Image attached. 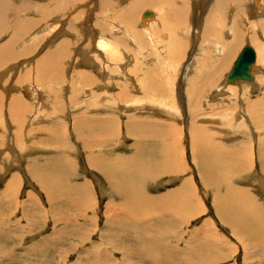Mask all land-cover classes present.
Masks as SVG:
<instances>
[{"label":"rangeland","instance_id":"1","mask_svg":"<svg viewBox=\"0 0 264 264\" xmlns=\"http://www.w3.org/2000/svg\"><path fill=\"white\" fill-rule=\"evenodd\" d=\"M29 1L33 2V0ZM78 1L79 2L76 4L75 8L70 10L65 17H62L64 20L61 19V22H65L67 16L71 15L70 17L73 23L78 24L77 20H80L82 25L84 21L86 22L85 18L87 17L85 16L84 12L90 9L91 13L89 17L90 22L92 21L90 25V31H100L102 33H106L104 25H107L106 27H108V33L111 28L113 35H118L117 43H114L115 47L112 46V48H110V53L113 51L112 53L114 55H112V53L110 55H112V58L114 57L113 70L117 77V82L115 83L113 81V87L116 89L113 94L116 93L115 97H117L115 99L119 98V100H114L109 104H103L105 105L103 106L102 103L100 104L99 102L94 101L93 97H89V95H81L80 83H78L77 80L78 75H74L72 77V81H74V90L68 93V97L70 99H67V96L65 94H61L60 89L56 85L52 84L53 80L51 81L47 78H42V80L39 79V83H37L38 79L35 73L33 74L31 71L32 74H30V71L28 70V65H32V62H26V65L24 64L22 66L21 69L25 71L23 73H21V71L19 76L25 81L23 83L18 82V85L15 84L16 86L11 90V92L14 91L17 94H20V96L29 106L27 110L29 113L24 117L23 128L21 130L22 135H19L18 137L15 136V144L12 141L13 138L11 139V142L14 144V146H16L14 151L9 147L8 140L6 139V125H0L2 126L0 127V149H3V151L0 152V264H69L74 260L76 261L78 251L80 253H85L86 247L90 246L91 244L94 246L97 241L103 240V238L100 236L101 234H103L102 237H104V240H106L108 237L107 234L112 233L113 229L114 231L118 232L125 231L126 225L122 223L124 221L119 222L120 224H118L117 227L115 226V228H113L112 223H110L111 220H113V222L115 221V218L112 219V217H115V215L118 214L121 215L122 213L123 207L116 205L121 199H119L116 195L110 196L106 177L101 171L90 165L89 153L94 152V154H100V158L105 157L107 159L104 160L106 164L108 161L111 162L113 159H118L119 156L131 155L133 153V143L139 140V138H135V133H144L145 123L148 127V122L154 124L151 125L152 128L155 126V129H153L154 133L162 134V138H165L163 140V144H169L171 146L173 153H175L174 160L179 164V170L173 175L168 173L162 174L154 179H147V181L144 182V184H142L140 187L141 190H146L151 194L159 192L162 193L168 188L172 189L175 186L181 184L184 179L190 178L192 180L193 187L191 204L194 203L192 206L195 208L191 217L182 216L181 214H174L173 216H170L171 207L168 204H166V213L162 212L164 204L150 205L151 215L143 216L142 218H139L137 215L130 217V222L133 224L132 227L138 230L140 234L151 233L148 235H152L151 237L156 235L155 237H158L161 236L157 233V229L159 228L158 226L161 227L164 225L159 223L158 218L160 219L161 216H165L170 220L172 219V227L168 228L166 231L167 233L165 232L164 235L170 234V239L174 240L179 245V247L183 249L186 248L185 239L189 240L193 237V240L196 242L193 251L181 253L179 255L180 259L186 255L190 261L198 263L203 255L208 254L213 255L214 257L207 264H219L220 261L221 264H264V251L261 250L262 248L260 247L264 235L260 243L256 246L255 242L252 241L253 239L247 237L243 231L242 223L246 225L245 220L247 216L240 212H237L235 216L232 214V211L226 213L224 211L223 205L222 210H218L219 207L217 203L212 202L213 189L207 187L204 184L206 181V173L202 167H200L201 158L194 145V142H196L197 138L193 137V132L191 133V131H189L188 133L186 128V126L188 127L187 123H189V120L190 126L198 125V128L202 129L201 138L207 137L205 140H208L210 146L213 148L222 151H231L234 154L237 163L242 162V157L244 156L243 154L241 158H238L237 154H242L247 151L245 154L248 156L247 161L248 163L251 162L254 164L253 168L250 170L248 169L249 172L248 170L244 172L239 171V177L238 175H235L237 178L234 177L230 183L240 190L244 189V191H246L249 196L254 198L256 203L264 205V187L261 185V181L264 179V173L260 170L259 160L257 159L256 152L252 150V143L256 134L254 133L251 124L244 126V124L240 122L238 123L237 118L240 116L239 113H237L238 117L237 115H232V108H235L236 102H238V100L234 99V97H227L224 94L216 96L215 92L217 83L221 82L231 69L232 63H234L237 53L241 50L240 48L247 44L252 48H257L258 51L261 50L260 56L257 58L258 62L256 61L252 72L254 78L255 75L256 77L259 76L255 78V80H257L258 83H263L261 78L264 77V29L260 30L257 27L252 26V23L255 22L254 19L257 20V18H260L258 14V10L260 8L259 6L264 5V3H261V0L242 1V6L237 11L235 16L236 26L238 31L247 37L242 38L241 35L240 42L238 43L231 59L228 61V63L224 62L225 64L221 66L216 76L210 78L209 82L207 83L208 86L206 85V87L200 88L198 87V83H196V85H194L196 93L197 87L198 90H201L199 93H197V96L194 97L196 93H194V95L191 93V96H189V93L186 92V95H184L183 98V96H181V92H183L187 87L188 76L183 82L185 71L182 68L183 70H179L180 72L177 73L178 65L182 61L184 64H187L191 60L190 56L195 55L197 58L202 57V60H207L205 64L200 66L203 71H206L207 66L211 64L212 61L217 60L218 54L215 53L219 40L217 34L218 32H222L223 37V32L226 28V25L229 27L231 25L230 19L231 17H234L232 14L234 9L231 4L225 5L223 7L224 9L221 10L223 13L220 12L221 14H216L214 9L211 8V12H214L211 18L212 24L209 26V28L205 26L208 28L205 33L204 23L198 24L197 20H199L198 17L200 18L201 16L200 13L204 5L213 7V1L207 0V2L206 0H178V4H180V2L187 4L186 11L188 10L189 15H187L188 19L184 24L179 26L180 23H177L175 25V27H178L176 29V34L179 35L185 43V51L182 52L178 58L176 53H167L168 49L165 51L162 45L169 37V30L167 28H150V33H153L154 36L153 45L150 43L147 45L149 47L144 46L145 48L141 46V42L146 40V38H144L145 36H142V38L140 37V40L132 35L131 32L134 29L137 15L139 17L140 13L142 14L145 10H153L154 8H152V6L146 5L136 12H131V18L134 23L133 25L129 26L120 19L121 16L120 18L117 16V9L128 4V8L130 7L129 10L133 11L134 8L132 1L134 0L131 2L130 0H117L116 2L115 0H110L111 6L105 11L97 9L99 0ZM74 3L75 1L70 2L69 7L64 11H67L69 8H71ZM157 4H159V2H157ZM162 7L163 12L167 9H171V11L175 13L174 9L169 4H163ZM106 13H108L109 16L105 15ZM255 14L257 15L255 16ZM18 17L19 19H27L29 26V30L23 33L22 37H26L30 35L33 30L41 28V19H39L36 14H33V12H24L19 14ZM50 17L44 21V25L48 24ZM146 17L147 18H143V20L152 18L148 17V15H146ZM113 18H115V20ZM193 19L195 21L192 22ZM108 20L114 22L105 23V21ZM116 21L119 24L120 22L123 23L125 28L119 29ZM193 24L195 28L193 27ZM193 28L196 30V32L198 31L197 39L194 38L195 35L192 37V34L195 32ZM139 29L140 27L137 25L135 28L136 32ZM48 32H45V35H47ZM200 32H203L205 35H202ZM78 34H80V32H78ZM140 34H143L141 30ZM126 35H129L130 37H126ZM88 37L89 33L85 35V38L82 37L84 38V43L87 42ZM128 38L133 39L134 43L136 44L134 45L135 47L137 46V43H139L141 49H133ZM78 44L80 45V43ZM126 45L129 50L125 47ZM91 46L92 45H85L86 50L91 48ZM194 46L195 48H201L200 51H197L198 54L193 52ZM260 46L262 48H260ZM124 49L132 52V55L129 53V65L126 64L120 67L117 65L120 63V61H122L121 59L126 53H124ZM187 49L188 51L185 55ZM159 51H161L162 54H160ZM143 54L145 55V58L147 56L146 59L144 58ZM188 54L190 56H188ZM96 56L99 58V60H101V54H96ZM186 60L188 61L186 62ZM139 62L142 64V66H140L141 64L138 66ZM102 63H105V61ZM13 64L7 66L6 69L0 70V89L2 90V95L6 98V100L8 98L9 92L5 91L2 85H10L12 83L11 81H14V78L10 76H13V73L15 74L17 71L15 70V66H12ZM129 66L133 68V70L130 72H134L132 73V76L134 77L132 79L133 82L135 80L134 83H140L139 85L141 88L144 86L142 85L144 81L143 76H146L147 74L150 75L149 68H153L152 73L156 74L158 77V86H160L159 91L169 94V96H166V98H158V101L162 102L158 104H161V106L165 105L170 108L156 110V108H150L152 106L141 108L139 106H131L130 104L129 106L123 107L126 101L124 99L121 100L120 96L123 94L124 85H126V88L132 92V80L130 78L123 79L124 76L118 75V73H129V69H131ZM141 67L143 70H141ZM75 69L76 72L79 70L78 68ZM134 69L137 71L135 72ZM27 70L28 73H25ZM192 70L193 66H191V70L188 75L193 72ZM197 70L198 66L194 73H196ZM140 75L142 78H140ZM244 80L250 81L246 79H238V81H235L236 83L233 85V88H235L234 90H241V85L243 86L242 83ZM163 81H166V83L164 84ZM40 82L42 85H39ZM170 82L171 85H168ZM149 83L150 81L148 84ZM29 84L38 86L42 89V93L45 94L44 102L46 101V105L39 104L37 93L32 91L30 92L25 89V87ZM138 84H136V91L139 93L140 90ZM151 87H154V85H151ZM246 88L247 87H245V89ZM179 89L181 90L179 92L180 95L175 97L174 94ZM153 94L157 96L160 95L154 91L153 93H150L151 101L156 102V98H154ZM72 95L74 96V100L71 98ZM178 98L179 100L177 101ZM252 98L253 97L251 95H247L245 100L251 105V108L255 109L253 114L248 116L245 113H241V110L240 113L248 118V122L250 119L251 122L254 123L253 116L257 110L255 106H252ZM189 99H193V101H190ZM130 101L128 102L130 103ZM93 102L95 104H93ZM169 102L170 104H168ZM155 104L156 103H154V105ZM6 106L7 103L4 102L2 109L0 107L1 117L4 114ZM226 106L231 107V109H226ZM30 107L32 110H29ZM173 109H175V111ZM30 111L31 115L29 117ZM33 113L35 114L34 116H32ZM218 113L220 118H218ZM224 113H226L227 117V119H225L226 122H224ZM189 116L192 118L190 119ZM1 120L2 118H0V121ZM134 120L138 121L136 122ZM95 126V130H98V132L94 133L91 127ZM130 129H134L135 132L131 133ZM148 129L150 130V126ZM168 129L170 130V133L167 131ZM171 130L173 134L171 133ZM163 132L166 134H163ZM23 134L25 135L24 137L26 139L23 137ZM143 139H148V136L144 135ZM143 139L141 138L140 142H143ZM147 142L150 143V140H147ZM23 147L27 148V150L24 151L23 154L21 153L22 155H19L17 152L21 151L20 149ZM198 149L201 150L200 148ZM18 155L20 156V159ZM241 168H243V165ZM36 170H39V174L36 173ZM13 172L15 173L14 177L16 178L15 183L17 186L15 185L10 192L4 194L5 185L12 177ZM43 172H48V174L52 172H60V174H54L55 179L57 180L56 182L58 186L60 185V187H64L63 192L68 194L66 196L58 194L55 199H52L50 190L51 188L56 187L50 182L46 181L45 178L48 175L43 178L40 177V173ZM35 173L36 178H33L31 175H35ZM37 180L40 182L42 180L43 188L39 187ZM82 185H84V188H86L88 195H91L90 201H82V199L78 198L79 196L75 190L80 188ZM47 192H49L48 195H46ZM68 202L71 203L72 208L66 206V203ZM79 203L84 206L80 207ZM225 203L226 202L223 204ZM107 208L110 210V213L112 212L110 215L111 217L109 216V219H111L110 221H106L108 218L105 214ZM222 211L226 214H223ZM62 219L65 220V222H63ZM78 228L84 229L86 232L90 231L92 234L91 238L79 241L76 237L67 235V233L70 232L75 234ZM152 229L155 230L153 231ZM64 233L66 236H62ZM50 235L51 239L55 240V243L52 244L53 248H42L40 241H42L44 238H49ZM135 235L136 234L132 233L131 231L129 235H126L125 233V239L129 240V245L131 241L132 243L136 241L134 240ZM51 239H49V241ZM207 243L210 244L205 246ZM104 245L105 244H102L101 248H103ZM221 245L224 249H220V251L226 254L223 260H219L217 258V251ZM69 246L74 248L71 249ZM110 246H112V244H110ZM117 253L118 252L116 251L110 252V254L115 255L116 259H118V261L116 260L114 264H126V262L122 263L124 260L122 255L123 253ZM68 254H70L69 257ZM83 255L81 254L80 256L83 257ZM131 259L132 262L130 264H134L135 260H133V257H131ZM78 261L80 260L78 259ZM76 263L79 264L77 261ZM140 263L142 262H138L137 264ZM144 264H152V262H145Z\"/></svg>","mask_w":264,"mask_h":264},{"label":"bare ground","instance_id":"2","mask_svg":"<svg viewBox=\"0 0 264 264\" xmlns=\"http://www.w3.org/2000/svg\"><path fill=\"white\" fill-rule=\"evenodd\" d=\"M72 1H75V3L67 11H64L66 8L69 7L70 2H72ZM116 1L117 0H115V2ZM131 1L132 0H130V2ZM212 1L214 4L213 7L212 6L208 7L207 5L206 6L204 5V7L200 13L201 16H200V18L198 17L199 20H197L198 24L204 23V27L206 26L209 28V26L212 24L211 18H212L213 13H214V12H211V10H212L211 8L214 9L216 14H221V13H223V12H221V10L224 9L223 7L227 4H231L233 6L234 12L232 14L234 17H231V19H230V21H231L230 27L226 25V28L224 29V32H223V37H222V32H220V33L218 32L217 37L219 40H218V44L216 46L217 49L215 51V53L218 54L217 60L212 61V63L209 62L211 64H209L207 66L206 71H203L200 66L205 64V62L207 60H204V59L202 60L201 59L202 57L197 58V57H195V55L190 56L188 54V56H190L191 60L189 59L190 61L187 64H184V62L182 61L178 65L177 73L180 72L179 70L182 71L184 69V71H185V77L183 78V82L186 80V77L188 76L187 87L185 88V90L183 92H181V96H183V98H184V95H186V92L189 93L188 94L189 96H191V93H192V95H194V93H196L195 87H194V85H196V83H198V87H200V88L206 87L210 78L216 76V74L219 72L221 66L224 65L225 63H228V61L231 59V57H232V55H233V53H234V51L238 45V43L240 42V37H241L242 33L239 32L237 29L235 16H236L237 11L241 8L243 0H212ZM35 2H36V0H33V2H30L29 0H0V70L6 69L7 66H9L13 63L14 64L12 66H15V70H17L15 72V74L13 73V76L10 75L11 77L14 78V81H11L12 83L10 85H5L4 83H3L4 85H2L4 87V90L9 92L7 100L2 95V90L0 89V105H1L0 107H1V109L4 106V102L7 103V106L4 110V114L2 115V117L0 116V118H2V120L0 121V125H3V126L6 125L5 126L6 139L8 140L9 147L13 151L15 150V147H16V146H14V144L16 142V141L14 142L15 136L18 137L19 135L20 136L22 135L21 130L23 128L24 117H25V115H28V113H29L27 111L29 106L25 102V100L20 96V94H17L14 91L11 92V90L16 86L15 84H17L18 82L23 83L25 81L19 75L25 71V70H22L21 68L24 64L26 65V62H32V65H30L28 63L29 64L28 70L30 71V74L35 73V75L38 79L37 83H39V79L42 80V78H47L51 81L53 80L52 84L56 85L60 89V93L65 94L67 96L66 97L67 99L69 98L68 93L70 91L74 90V81H72V77L74 75H78L77 80H78V83H80L81 95H87V96L89 95V97H93L94 101L99 102L100 104L102 103V105L103 104H109L110 102H113L114 100H119V98L115 99L117 97V96L115 97L116 93L113 94L116 90L113 87V85H114L113 81L115 83L117 82V77L115 75L116 73H114V70H113V68H114V63H113L114 57L112 58V55H114L112 53L113 51L111 52L112 55H110L111 54L110 48H112V46H114V43H117V36L118 35L114 36L111 28H110V31L108 33L107 32L108 27H106L107 25H104V29H105L106 33H102L100 31H93V32L90 31V25L92 22V21L90 22V17H89L90 13H91L90 9H88L86 12H84L85 16H87V17L85 18L86 22L83 19L84 22L82 23V25H81L80 20H77L78 24L73 23L72 19L70 17L71 15L67 16V19L65 20V22H61L62 17H65L70 10L75 8L76 4L79 2L78 0H37V2L36 3ZM157 2H159V4H157ZM177 2H178V0L177 1L176 0H134V1H132V5L134 8L133 11L129 10L130 7L128 8V6H127L128 4H127L126 6L120 7L119 9H117V16L119 18L121 16L120 19L123 22L127 23L129 26H131L134 23L132 18H131V12H136V11L140 10L141 8L145 7L146 5L152 6V8H154L153 10H147V11L145 10L144 11V12H148V17H152V18H150L148 20H143V18H147L146 15L143 16L141 13H140L139 17L137 15V18L135 21V26H134V29L131 33L135 38H138V39H140V37L142 38V36L143 37L145 36L144 38H146V40L141 42L142 43L141 46L144 47L150 43H151V45H153L154 36H153V33L152 34L150 33V28L163 27L160 17L166 12L173 13L171 11V9H167L166 11L163 12L162 11V9H163L162 5L163 4H169L174 9V11L176 13V14L175 13H173V14H175V15L178 14L177 15L178 18L182 19L184 21V23L188 19V17H187L188 10L186 11L187 4H185L184 2H180V4H178ZM260 2L264 3V0H261ZM98 6H97V9L105 11L106 9L110 8V6H111L110 0H99ZM259 7L260 8L258 10V14H259L260 18L259 19L257 18V20L254 19L255 22L252 23V26L257 27L260 30H263L264 29V5H261ZM152 11H154V12H152ZM24 12H33V14H36L38 16V18L41 19V22H42L40 24L41 28L33 30L31 32V34L26 36V37H22V34L29 30L27 19H19V17H18L19 14L24 13ZM105 15L109 16L108 13H106ZM256 15L257 14H255V16ZM92 16H93V14H92ZM48 17H50L48 24L44 25V21L47 20ZM221 17H222V15H221ZM115 18H116V16H115ZM115 18H113V19L115 20ZM62 20H64V19H62ZM193 21H195V20L193 19L192 22ZM89 22H90V24H89ZM107 22L112 23L114 21H109V20L105 21V23H107ZM116 23H117V26L119 27V29L125 28L123 23L120 22V24H119L117 21H116ZM137 25L140 27V29L136 32L135 28L137 27ZM193 27H194V24H193ZM206 27L204 29L205 33L208 30V28H206ZM194 28H193V30L195 32H194V34H192V37H194V35H195L194 38L197 39L198 31L196 32V30ZM167 29L173 30V29H169V28H167ZM140 30L143 32V34H140ZM173 31L176 32V30H173ZM45 32H48V34L45 35ZM78 32H80V34H78ZM87 33H89V37L87 38V42L84 43V38H85V35ZM201 34L205 35L203 32ZM128 36L126 35V37H128ZM82 37H84V38H82ZM243 37H247V36H245L243 34L242 38ZM128 40H130L129 43H130V45H132L133 49H135V48H136V50L141 49V46L139 43H137V46L135 47L134 45H136V44L134 43L133 39L128 38ZM203 41H204V39H203ZM193 42H192V44H193ZM78 43H80L81 46ZM194 43H196V42H194ZM85 45H89V46L92 45V46H91V48L86 50ZM244 46H246V45H243L240 49H242ZM125 47L127 48V45ZM147 47H149V46H147ZM260 48H262V47L260 46ZM127 49H124V53L125 52L126 53L123 55V58L121 59L122 61L119 60L120 63H118L117 66L121 67V66H124L126 64L129 65L128 64L130 62L129 61L130 60L129 53H131V55H132V52L128 51L129 49L128 50ZM198 49L199 48H197V47L195 48V46H194L193 52L197 53V51L201 50V48L199 50ZM252 49L254 51L255 58H254V61H253V63H251L250 68H249L250 78L248 79V78L242 77V78H236L233 81H229V80H227V75L230 72V70H231L230 69L229 72L225 75L224 79H222L221 82L217 83V86L215 88V92H216V96H220V95L224 94L227 97L228 96L234 97V99L238 100V102H236L235 108L234 107L232 108V111H233L232 115H234V116L237 115V117H238L237 113H239L240 116L237 118L238 123L240 122V123L244 124V126L251 124L252 129H253L254 133L256 134L254 137V141L252 139V141H253L252 150L254 152H256L257 159L259 160L260 170L264 173V86H263L264 85V77L261 78L263 81V83L261 84V83H258L257 80H255V78H257L259 76L256 77V75H255V78L253 76L252 69L255 66L257 58L260 56L261 50L258 51V49L256 48L257 49L256 50L254 47ZM187 51H188V49L186 50L185 55H186ZM96 54L102 55V57L100 56L101 60H99V58H97ZM238 54H239V52L237 53L235 60H236ZM143 56L145 58L144 54H143ZM146 58H147V56H146ZM184 59H185V57H184ZM187 59H188V57H187ZM21 60H23V61H21ZM104 61H105V63H102ZM187 61L188 60H186V62ZM140 64L141 63L139 62L138 66ZM232 64H234V63H232ZM140 66H142V64ZM191 66H193V70H192L193 72L190 75H188L190 70H191ZM197 66H198V70L196 73H194ZM256 66H257V64H256ZM129 67H131V66H129ZM75 68H78L79 70L76 72ZM28 70L25 73H28ZM122 70H123V67H122ZM131 70H133L132 67H131V69H129V73L121 72V73H118V75L124 76L123 79H129L130 78L132 80L134 78L132 76V73H134V72L132 71V73H130ZM141 70H143L142 67H141ZM31 71H32V73H31ZM134 71H135V69H134ZM149 71H150V75L147 74L146 76H143L144 81H143L142 85H144V86L142 88L139 85L140 83L139 84L134 83L135 80H134V82H133V80L131 82L132 92H130L128 90V88H126V85H124L123 94H121V96H120L121 100L124 99L126 101V103H124L123 107L129 106V104H130L131 106H139L141 108H146V106H152L150 108H153V109L156 108V110H160L162 108H170L168 106H165V105L161 106V104H158V103H162V102L158 101L160 98H166V96H169V94H166L163 91H159L160 86H158L159 85V82L157 80L158 77L156 76V74L152 73L153 68H149ZM124 72H125V70H124ZM141 75H140V78H142ZM79 78H80V80H79ZM66 79H68V80H66ZM238 79L239 80L240 79H246V80H250V81L244 80L242 83L243 86L241 85L242 89L243 88L244 89L236 91V90H234L235 88H233V85L238 81ZM149 81H150V83L148 84ZM179 82H181V81H179ZM32 83H34V82H32ZM165 83H166V81L164 82V84ZM136 84L139 85V90H140L139 93H138V91H136L137 90ZM150 84L154 85V87H151ZM31 85L32 84H29L28 86L25 87V89L27 91H30V92L32 91V92L37 93L39 104L40 105H46V101L44 102V95L45 94L42 93L43 92L42 89L39 88L38 86H33V85L31 86ZM39 85H42V83L40 82ZM168 85H171V82ZM198 87H197V93H199L201 91L200 89L198 90ZM245 87H247V88L245 89ZM5 88H7V89H5ZM153 91L160 95V96H157V95L153 94L154 98H156L155 99L156 102L151 101V98H150V93L151 92L153 93ZM180 91H181L180 89L176 91V93L174 94L175 97L180 95V93H179ZM44 92H46V91H44ZM197 93L194 97L197 96ZM247 95H251L253 97L252 98V101H253L252 106H255L256 110H257L253 116L254 123H252L250 119L248 122V118H246L244 115L241 114V113H245L246 115L251 116L253 114V112L255 111V109L251 108V105L245 100ZM40 96H41V98H40ZM72 96H71V98L74 100V96L73 97ZM155 96H157V97H155ZM178 100H179V98L177 99V101ZM128 101H130V103ZM190 101H193V99H191ZM199 101H200V99H199ZM154 103H156L155 104L156 106L154 105ZM184 103H185V101H184ZM93 104H95V103L93 102ZM168 104H170V102ZM204 104H203V106H204ZM195 105H196V103H195ZM103 106H105V105H103ZM206 107H208V106H206ZM8 108H9V110H8ZM225 108L228 110L231 109V107H228V106H226ZM29 110H32V108L30 107ZM173 110L175 111V109H173ZM240 110H241V113H240ZM175 113H177V112H175ZM221 113H223V112H221ZM30 115H31V111H30L29 117H30ZM34 115L35 114L33 113L32 116H34ZM217 115L219 116L218 118H220L219 113ZM223 115L225 116L224 122H226V120H225V119H227L226 113H224ZM189 117H190V119L192 118L191 116H189ZM216 118H217V116H216ZM201 120H203V119H201ZM240 120H242V121H240ZM27 121H28V117H27ZM134 121H136V120H134ZM134 124H136V123H134ZM148 124L150 126V130L148 129L149 126L147 127L146 123H145L144 133L143 132H136L135 133V138L136 139L139 138V140L135 141L133 143L134 145H133L132 151L134 154L132 153L131 155H128V156L122 155V156H119V158L116 160H114L112 158L113 161H111V162L108 161L109 163L107 162V164H106L104 162V160H107L105 157L100 158V154H98V153H96L98 155L94 154V152L89 153L90 154V156H89L90 165L95 167L99 171H101L106 177L108 187H109L110 196L116 195L119 199H121L120 202L118 204H116V205L123 207L121 215L118 214V215H115V217H112V219L115 218V221L113 222V220L109 219V216L112 214V212L110 213V210H108V208H107L105 214L108 218L106 221L111 220L110 223H112L113 228H115V226L117 227V225L120 224L119 222L124 221L122 223H124V225H126V228H125V231H122V232L114 231V229H113V232L111 231L112 233L107 234L108 237L106 236L107 237L106 240H104V237H102L103 234H101L100 236H101V238H103V240L97 241V243H95L94 246L91 244L90 246L86 247L85 253H80L77 250L78 253H77L76 261L79 264H114L116 262V260L118 261V259H116L115 255L110 254V252H115V251L118 252L119 254L123 253L122 255L124 257L123 258L124 260L122 261V263L126 262V264H130L132 262L131 257H133V260H135L134 264H137L138 262H142L143 264L145 262H148V263L152 262V264H207L214 257L213 255L205 254L200 258V261L198 263H194V262L190 261V259L186 255H184L182 257V259H180L179 255L181 253H184L186 251H189V252L193 251L196 242H195V240H193V237L189 240L185 239L186 248H184V249L180 248L179 245L174 240L170 239V234L169 235L165 234L167 236L164 235V233L167 231L168 226H169V221L164 217H160V219L158 218L159 223L164 224L161 227L157 225L159 227L157 229V233L159 235H161L158 237H155L156 235H154V237H151L152 235L149 236L148 234H151V233L140 234L138 230H136L135 228L132 227L133 224L130 222V219H131L130 217L137 215V216H139V218H142L143 216L151 215L150 205L168 204L171 207L170 216H173L174 214H181L182 216L191 217L193 215L194 208H195V207L193 208V206H192L194 203L192 202L193 204H191V199H192V195H193V190H192L193 187H192V180L190 178L184 179L181 184L175 186L172 189L168 188L162 193L159 192V193L151 194L146 190H143V189L141 190L140 187L142 186V184H144V182L147 181V179H149V178L154 179V178H157L158 176H160L162 174H168V173L173 175L174 173H177V171L179 170V164L174 160V156H175L174 154L175 153H173L171 146L169 144H166V145L163 144L164 143L163 140L165 138H162V134H158V133L153 132V129H155V126H154V128L151 127V125H154L153 123L148 122L147 125ZM187 124H188V127L186 126V128H187L188 133H189V131H191V133L193 132V137L197 138L196 142H194V145H195L196 150H197V152L201 158L200 167H202V169L206 173V178H205L206 181L204 184L207 187H210L213 189L212 190L213 191V201L212 202L217 203V205L219 207L218 210H222V205H223L224 211L226 213H228L229 211H232V214L234 216L236 215L237 212L245 214L247 217L245 220L246 225L244 223H242L243 231L247 237L253 239L252 241H254L256 246H257L260 243V241L264 235V205H261L260 203H256L254 198L249 196V194L246 191H244V189L240 190L236 186H233L230 183V181L234 177L237 178V176H235V175H238L239 171L244 172V171H247L248 169L250 170L253 168L254 164L251 162L248 163V161H247L248 156L245 155L247 153V151L244 150L245 151L244 153H242V154L238 153L237 154L238 158H241V156H243V154H244V156L242 157V162L237 163V160L231 151H222V150H218L216 148H213L210 146L208 140H205L207 137L201 138L202 129L198 128L199 127L198 125L197 126H190V120H189V123H187ZM94 125H96V124H94ZM0 127H2V126H0ZM91 128L94 131V133L98 132V130L97 131L95 130L96 126L91 127ZM182 129H183V127H182ZM130 130H131V133L135 132L134 129H130ZM167 131L170 133L169 129ZM171 133L173 134L172 130H171ZM163 134H166V133L163 132ZM144 135L148 136V139H143ZM24 136L25 135L23 134V137ZM12 138H13L12 141L14 144L11 142ZM141 138L144 140L143 142H140ZM147 140H150V143L147 142ZM26 145L28 146L27 143H26ZM198 148H200L201 150H199ZM20 150L21 151L17 152L19 155L21 153L23 154L24 151L27 150V148L23 147ZM2 151H3V149H0V152H2ZM19 159H20V156H19ZM242 165H243V168H241ZM121 168H122V170H121ZM249 170H248V172H249ZM36 173L39 174V170H36ZM36 173H35V175H31V176H33V178H36L35 177ZM55 173L60 174V172L59 173L52 172L50 174H48V172L40 173L41 178L48 175L45 178L46 181L50 182L53 186L56 187V188H51V190H50V195H51L52 199H55L58 194H61L63 196H66L68 194L66 192H63L64 187H60V185L58 186V184L56 182L57 180L55 179V176H54ZM64 173H66V172H64ZM14 174L15 173L13 172L12 177L6 183L5 188H4V194H7V192H10L12 190V188L16 185V183H15L16 178L14 177ZM239 175H238V177H239ZM59 178H60V176H59ZM58 180H60V179H58ZM37 184L39 185L40 188H43L42 187V180H41V182L37 180ZM261 185L264 187V179H262ZM65 187H66V185H65ZM9 188H10V190H9ZM5 190H6V193H5ZM75 191L79 196L78 198L82 199V201L83 200L84 201H86V200L90 201L91 195H88V192H87L86 188H84V185H82L80 188H78ZM48 194H49V192L46 193V195H48ZM74 198H76V197H74ZM193 198H194V196H193ZM113 200H115V199H113ZM224 202H226V203L223 204ZM109 205H111V204H109ZM66 206L72 208L71 207L72 205L70 202L66 203ZM79 206L81 207L84 205L79 203ZM109 208H111V207H109ZM118 209H120V208H118ZM225 212L222 211L223 214H226ZM150 221H152V220H150ZM63 222H65V220H63ZM109 229H111V228H109ZM130 231L132 233L136 234L134 236V240H136L135 242H137L138 245L135 242L132 243V241L129 245V242H128L129 240L125 239V233H126V235H129ZM147 231H148V228H147ZM51 235L49 238L47 237L46 239L44 238V239H42V241H40L42 248H45V247L46 248H48V247L53 248L52 244L55 243V240L51 239ZM67 235L74 236L79 241L86 240L88 238H91V236H92L90 231L86 232V230L81 229V228H78L77 232L75 234L70 232V233H67ZM62 236H66V234L64 233V234H62ZM49 239H51V240L49 241ZM102 244H105L103 248H101ZM106 244H107V246H106ZM110 244H112V246H110ZM209 244L210 243H207V244H205V246H208ZM39 247H40V245H39ZM260 247L262 248L261 250L264 251V238L261 241ZM69 248L72 249L74 247L69 246ZM220 249L221 250L224 249V248H222V245L219 247V249L217 251V258L219 260H223L226 256V254H224L222 251H220ZM69 253H71V252H69ZM81 254L82 255L84 254L83 257L80 256ZM134 254H136V255H134ZM69 256H70V254H68V257ZM78 259L80 261H78ZM76 261L74 260V261H72V263H69V264H77ZM142 263H140V264H142Z\"/></svg>","mask_w":264,"mask_h":264},{"label":"crops","instance_id":"3","mask_svg":"<svg viewBox=\"0 0 264 264\" xmlns=\"http://www.w3.org/2000/svg\"><path fill=\"white\" fill-rule=\"evenodd\" d=\"M160 18L162 21V26L164 27V28L160 27L161 29L169 28V29L176 30L178 28V27H175V25L177 23H180L179 26L181 24H184V21L182 19L178 18L177 15H175L171 12L164 13ZM173 30H169V37L162 45H163L165 51L168 49L167 53H176L178 55V58H179V55L185 51V43H184L183 39H181L180 36L177 35L176 32ZM159 37H160V35H159ZM172 46H174V47H172ZM159 53L162 54L161 51H159ZM166 209H167V206H166V204H164L162 212L166 213L165 212ZM161 217H164L169 221L168 228H171L172 227V219L170 220L168 217H165V216H161ZM219 264H221V261L219 262Z\"/></svg>","mask_w":264,"mask_h":264},{"label":"water","instance_id":"4","mask_svg":"<svg viewBox=\"0 0 264 264\" xmlns=\"http://www.w3.org/2000/svg\"><path fill=\"white\" fill-rule=\"evenodd\" d=\"M143 16L148 15V12H143ZM255 54L253 49L246 45L239 52L230 72L227 75V80L232 81L236 78H250L249 68L253 63Z\"/></svg>","mask_w":264,"mask_h":264}]
</instances>
